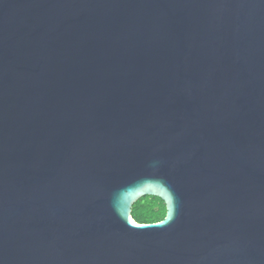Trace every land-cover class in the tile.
Listing matches in <instances>:
<instances>
[{
  "label": "water",
  "instance_id": "1",
  "mask_svg": "<svg viewBox=\"0 0 264 264\" xmlns=\"http://www.w3.org/2000/svg\"><path fill=\"white\" fill-rule=\"evenodd\" d=\"M0 264H264V0H0Z\"/></svg>",
  "mask_w": 264,
  "mask_h": 264
},
{
  "label": "trees",
  "instance_id": "2",
  "mask_svg": "<svg viewBox=\"0 0 264 264\" xmlns=\"http://www.w3.org/2000/svg\"><path fill=\"white\" fill-rule=\"evenodd\" d=\"M132 217L141 224L163 220L166 217L165 203L159 197L144 196L133 205Z\"/></svg>",
  "mask_w": 264,
  "mask_h": 264
},
{
  "label": "snow or ice",
  "instance_id": "3",
  "mask_svg": "<svg viewBox=\"0 0 264 264\" xmlns=\"http://www.w3.org/2000/svg\"><path fill=\"white\" fill-rule=\"evenodd\" d=\"M131 219V218H130ZM133 224L135 223L134 221H131Z\"/></svg>",
  "mask_w": 264,
  "mask_h": 264
}]
</instances>
